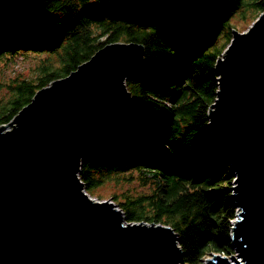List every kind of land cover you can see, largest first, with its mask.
<instances>
[{
  "label": "water",
  "instance_id": "95a60500",
  "mask_svg": "<svg viewBox=\"0 0 264 264\" xmlns=\"http://www.w3.org/2000/svg\"><path fill=\"white\" fill-rule=\"evenodd\" d=\"M33 26L44 0H0ZM190 36L214 26L223 0H130ZM136 42L105 44L61 79L41 87L0 125V264H182L177 234L161 223L127 222L113 200L85 190L81 159L114 127L137 120L125 80L143 67ZM207 111L210 145L233 174L231 255L202 264H264V10L233 29L214 66Z\"/></svg>",
  "mask_w": 264,
  "mask_h": 264
},
{
  "label": "trees",
  "instance_id": "16d2710c",
  "mask_svg": "<svg viewBox=\"0 0 264 264\" xmlns=\"http://www.w3.org/2000/svg\"><path fill=\"white\" fill-rule=\"evenodd\" d=\"M212 29L190 36L153 10L130 0H44L47 20L33 26L0 1V125L7 124L41 87L65 77L108 43L138 42L144 64L125 85L138 111L130 129L114 127L78 175L90 195L100 187L136 182L111 194L127 222L172 227L182 264H202L213 252L231 255L236 206L233 174L211 147L207 111L216 98L217 57L235 28L252 21L264 0H223ZM19 56L37 59L28 75L4 78Z\"/></svg>",
  "mask_w": 264,
  "mask_h": 264
},
{
  "label": "rangeland",
  "instance_id": "374dc122",
  "mask_svg": "<svg viewBox=\"0 0 264 264\" xmlns=\"http://www.w3.org/2000/svg\"><path fill=\"white\" fill-rule=\"evenodd\" d=\"M253 21V20H252ZM252 21H245L239 18H233L231 20V24L235 25L236 29L238 27V31H245L248 29V27L251 25ZM37 59H34L33 56L32 57H24V56H19L15 59L14 62L8 64L5 67V71H4V78L6 79L9 76H14L18 74H22V75H28L30 72V69L32 67H34V64L36 62ZM5 90H0V95L4 94ZM125 188L128 189H136V190H144L143 188L140 187L139 184H137L136 182H132L131 184H121V186H115L113 184L110 183L109 186H104V187H100L99 190L97 191V193L101 194V196L103 197L102 199H106V200H113L114 199L111 197L112 192L114 191L115 193H120L121 190H124ZM93 198L98 199V197L91 195ZM213 253H218V252H213ZM213 253H209L207 254L203 259L211 256V254ZM220 254V253H219ZM235 254V253H233Z\"/></svg>",
  "mask_w": 264,
  "mask_h": 264
}]
</instances>
